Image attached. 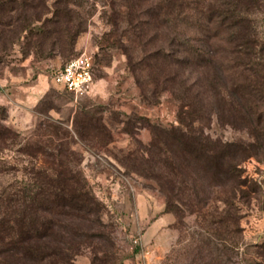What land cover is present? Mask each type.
Here are the masks:
<instances>
[{"label":"rangeland","instance_id":"1","mask_svg":"<svg viewBox=\"0 0 264 264\" xmlns=\"http://www.w3.org/2000/svg\"><path fill=\"white\" fill-rule=\"evenodd\" d=\"M121 2L0 3V105L7 109L6 123L21 133L23 142L40 140L51 153L34 159L6 150L8 164L16 170L1 175L0 182L22 179L30 161L62 163L83 173L100 202L95 228L102 238L93 246L99 257L108 253L113 264H264L263 153L242 163L237 190L225 165L217 167L211 158L193 163L192 157L188 167L190 157L179 154L183 169L176 176L162 170L161 187L148 176L151 156L144 149L153 137L149 121L178 124L179 101L168 91H156L145 73L137 80L127 53L133 52L128 25L112 23L125 9ZM39 25L44 35L31 32ZM65 26L83 30L75 38L66 32L53 35ZM82 52L93 58L94 83L88 93L75 95L53 75ZM186 74L196 80L195 70L188 68ZM196 125L223 142L248 138L247 130L216 120ZM60 152L62 157L54 156ZM171 180L177 184L174 191ZM61 181L70 180L64 176ZM90 223L69 222L83 232ZM94 256L87 247L77 261L91 264Z\"/></svg>","mask_w":264,"mask_h":264},{"label":"trees","instance_id":"2","mask_svg":"<svg viewBox=\"0 0 264 264\" xmlns=\"http://www.w3.org/2000/svg\"><path fill=\"white\" fill-rule=\"evenodd\" d=\"M121 5V18L112 23L128 25L133 52L127 53L137 80L145 73L156 91H168L179 101L178 124L149 121L148 176L161 187V171L167 168L176 176L183 169L178 158L183 154L191 159L184 163L188 167L192 157L193 163L211 158L217 167L224 164L233 189H239L242 163L264 155V0H122ZM30 30L45 33L43 25ZM82 30L65 26L53 35L66 32L75 38ZM188 68L196 71V80L186 74ZM6 120L7 109L0 105V176L16 170L6 150L34 159L51 154L40 140L23 142ZM211 120L245 129L248 138L212 139L196 125ZM29 163L22 179L0 182V264H81L77 257L87 247L95 255L91 264H113L106 250L99 257L93 246L102 238L95 228L101 210L85 175L62 163ZM64 176L70 181L62 182ZM169 184L174 191L176 182ZM75 218L92 220V226L84 232L70 226Z\"/></svg>","mask_w":264,"mask_h":264},{"label":"built area","instance_id":"3","mask_svg":"<svg viewBox=\"0 0 264 264\" xmlns=\"http://www.w3.org/2000/svg\"><path fill=\"white\" fill-rule=\"evenodd\" d=\"M53 80L75 95L88 93L94 83V62L87 52L72 57L59 67Z\"/></svg>","mask_w":264,"mask_h":264}]
</instances>
